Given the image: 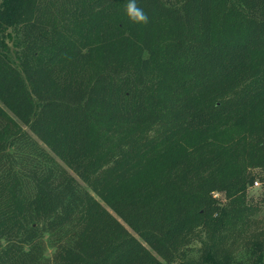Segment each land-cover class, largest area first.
<instances>
[{
	"label": "trees",
	"instance_id": "trees-1",
	"mask_svg": "<svg viewBox=\"0 0 264 264\" xmlns=\"http://www.w3.org/2000/svg\"><path fill=\"white\" fill-rule=\"evenodd\" d=\"M127 2L0 0V264H241L264 0H137L147 25Z\"/></svg>",
	"mask_w": 264,
	"mask_h": 264
},
{
	"label": "rangeland",
	"instance_id": "rangeland-1",
	"mask_svg": "<svg viewBox=\"0 0 264 264\" xmlns=\"http://www.w3.org/2000/svg\"><path fill=\"white\" fill-rule=\"evenodd\" d=\"M257 172L262 173L259 169H254ZM248 194L252 197H260L262 195L261 191V184L253 185L248 188ZM256 222H250L249 225L244 228L243 230H240L237 234L233 236V241L231 244V254H230V260L232 262H239L241 264L245 263L247 261L248 253H247V239L248 241L251 239L250 234L252 232H256L258 228L264 226V204H262L259 208V210L254 215ZM200 234V231H197ZM229 240V239H228ZM226 240V242L228 241ZM200 245L197 237L195 239L191 240L188 246L184 247L183 253H185V256H191L194 255L197 251L198 246ZM179 258H176L178 260ZM263 260H264V253H263ZM164 264H175V261L172 262H165Z\"/></svg>",
	"mask_w": 264,
	"mask_h": 264
},
{
	"label": "clouds",
	"instance_id": "clouds-1",
	"mask_svg": "<svg viewBox=\"0 0 264 264\" xmlns=\"http://www.w3.org/2000/svg\"><path fill=\"white\" fill-rule=\"evenodd\" d=\"M124 11L133 24L147 25L150 21L149 14L138 5L137 0H128L124 6Z\"/></svg>",
	"mask_w": 264,
	"mask_h": 264
},
{
	"label": "built area",
	"instance_id": "built-area-1",
	"mask_svg": "<svg viewBox=\"0 0 264 264\" xmlns=\"http://www.w3.org/2000/svg\"><path fill=\"white\" fill-rule=\"evenodd\" d=\"M257 184H259V181H258L257 179H254V180L252 181L251 186H253V185H257Z\"/></svg>",
	"mask_w": 264,
	"mask_h": 264
}]
</instances>
